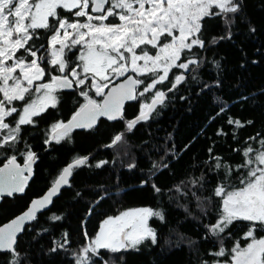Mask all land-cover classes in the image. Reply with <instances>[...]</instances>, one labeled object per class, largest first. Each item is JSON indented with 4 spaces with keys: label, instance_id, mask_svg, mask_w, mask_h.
Returning a JSON list of instances; mask_svg holds the SVG:
<instances>
[{
    "label": "trees",
    "instance_id": "16d2710c",
    "mask_svg": "<svg viewBox=\"0 0 264 264\" xmlns=\"http://www.w3.org/2000/svg\"><path fill=\"white\" fill-rule=\"evenodd\" d=\"M239 3L238 13L202 19L199 35L205 46L194 47L178 61H200L198 67L190 66L196 71L173 68L168 80L143 95L140 91L145 85H139L135 99L126 103L121 118L100 119L91 130L74 131L70 144L45 149L42 126L55 116L66 118L85 102L79 93L87 89L81 86L61 90L57 106L41 114L37 126L24 127L25 143L39 159L26 190L0 202V224L41 195L61 164L84 156L88 161L73 169L69 185L18 236L15 250L20 253V264H76L77 256L83 255L81 249L96 236L107 217L138 207L161 212L163 219H148L155 230L156 243L147 239L136 248L116 253L100 249L98 255L89 253L92 260L88 264H210L229 259L227 255H211L221 246L230 251L237 242L243 248L251 241L245 238L249 228L245 221L233 222L220 236L209 231L223 209L222 198L214 195V189L222 183L228 185L229 191L239 187V178L247 171L236 169L244 162L243 150L249 145L260 148L259 141L264 139V0ZM58 12L67 15L66 10ZM68 18L75 19L71 15ZM225 20L231 23L225 24ZM107 22L116 23L117 19L110 17ZM229 32L231 37L227 38ZM38 33L40 39L33 43L37 47L44 44L43 54L50 58L47 38L52 32L41 29ZM155 52L149 46V53ZM78 53L76 46L66 59L74 64ZM41 66L46 70L52 67L46 62ZM181 73L185 80L169 92L175 75ZM139 77L145 84L150 82L143 75ZM49 79L50 75L43 81ZM157 90L165 93L164 102L153 107L147 120L127 131V122L140 115L143 102L149 106ZM89 95L100 99L93 90ZM229 119L239 120L243 127L229 124ZM221 131L224 134L218 135ZM119 133H124L123 139L109 147ZM215 157L233 169L227 179L225 169L215 167ZM101 161L107 163L96 167ZM54 215L61 219H52ZM255 237H264V231L257 230ZM57 242L64 247H57ZM53 248L56 251H51ZM11 260L9 252L0 253V264H10Z\"/></svg>",
    "mask_w": 264,
    "mask_h": 264
},
{
    "label": "snow or ice",
    "instance_id": "6c2138e0",
    "mask_svg": "<svg viewBox=\"0 0 264 264\" xmlns=\"http://www.w3.org/2000/svg\"><path fill=\"white\" fill-rule=\"evenodd\" d=\"M58 9L66 10L67 15L61 16ZM240 9L239 0H0V93L3 94L0 98V130H7L6 134H0V149H14L21 125L34 123L32 117L43 112L49 104L51 107L56 106L57 98L53 93L57 88L75 85L87 89L79 93L87 102L80 106L67 124L55 125V128L63 129L60 135L54 137L57 142L67 137L73 128H92L98 116L115 119L114 114L120 113L123 102L135 98L137 86L145 85L140 93L143 95L168 80L173 68L196 71L195 67L190 66L198 67L200 61L193 58L178 61H181L182 54L191 53L194 47L205 46L199 35L203 18L227 16L229 13H238ZM68 15L75 19L70 20ZM85 17L81 21L80 18ZM110 17L118 19L119 23H106ZM50 18L52 23L49 22ZM230 23V20H225V24ZM41 29L52 32L47 38V47L50 49V58L47 59L43 54L45 45L37 47L33 43L40 39L38 30ZM230 37L229 32L227 38ZM77 45L82 47L76 57L78 62L73 64L66 57ZM149 46L157 50L155 55H150ZM140 61L143 63H138ZM45 62L52 67L46 70L41 66ZM129 69L145 76L150 82L145 84V80L132 75L125 77ZM53 72L59 74H51ZM49 75L48 82L36 83L33 88L34 81H41ZM110 77L125 79L105 93L112 83ZM184 80L183 73L175 75L168 91L176 89ZM41 90L44 94L40 97L39 105L35 101L26 102L20 113L16 107H9L13 101H25L26 94ZM92 90L96 96L103 97L102 103L89 95ZM164 99L165 93L157 90L150 110L156 104H162ZM221 111L224 109L221 108ZM13 113L19 115L15 127L5 122V118ZM148 118L149 113L144 112L142 106L140 115L127 122L126 130L131 131L136 123ZM228 123L243 127L239 120L229 119ZM223 134L222 131L218 132V135ZM123 136L124 133L116 134L109 147L120 142ZM259 143L260 148L249 145L243 150L244 162L237 165L236 169L247 171L239 178L240 186L229 191L228 185L222 183L214 189V195L222 198L223 209L220 218L209 228L213 235L220 236L233 222H249L245 238H251V243L241 248L237 242L230 251L221 246L219 251L211 253L215 257L230 256V261L226 260L224 264H264V237H255L257 230L264 231V139ZM34 159L36 154L27 151L24 167L29 171ZM215 159V167H223L225 178L230 177L233 169L221 164L220 157ZM87 161V156L74 159L62 169L41 200H34L32 207L22 216L0 228V252L11 254L10 264H20V253L15 250V244L16 234L21 231L23 222L35 219L37 208L46 207L62 184L69 185L68 177L72 175L73 169L86 165ZM105 163L101 161L96 167ZM22 171L15 155L7 158V163L0 167V194L11 196L14 192H23L27 178L21 175ZM153 187L159 191L155 185ZM151 216L163 219L161 212L149 208L133 209L115 217H107L96 236L81 249L83 255L77 256L76 264H88L92 260L89 253L98 255L100 249L116 253L129 247L136 248L147 239L156 243L155 230L147 226V219ZM52 219L59 220L61 217L54 215ZM64 237L67 242V233ZM57 247L62 248L64 244L57 242ZM213 264L221 262L215 260Z\"/></svg>",
    "mask_w": 264,
    "mask_h": 264
},
{
    "label": "flooded vegetation",
    "instance_id": "af4514ba",
    "mask_svg": "<svg viewBox=\"0 0 264 264\" xmlns=\"http://www.w3.org/2000/svg\"><path fill=\"white\" fill-rule=\"evenodd\" d=\"M59 74V73H58ZM58 74H56V75H58ZM129 74V73H128ZM127 75V74H126ZM135 76L137 77V78H139V79H141L140 77H139V75H136L135 74ZM45 82H48V80L47 81H43V80H41V81H36L35 83H34V85H33V88H34V86H35V84L36 83H45ZM81 87V86H80ZM74 88H77L75 85H73V88L72 89H74ZM69 90V89H66V88H58L57 89V92H56V98H57V103H56V106H57V104H58V102H59V94H60V91L61 90ZM72 89H70V90H72ZM106 90V89H105ZM33 93H34V91L33 92H31L30 93V97H27V95L28 94H26V100L25 101H17V104H14L13 102H12V104L9 106V107H16L17 108V110H18V113H20L21 112V110L23 109V107H24V105H25V103L27 102V103H29L32 99H33ZM97 97H100V99L99 100H97L98 102H100L101 101V99H102V97L101 96H97ZM0 98H2V94L0 93ZM22 102V103H21ZM38 103V105L41 103L40 101H37ZM87 101L85 100V102L83 103V104H85ZM21 103V104H20ZM126 105V104H125ZM55 106V107H56ZM49 108H52L51 106H50V104H49V106L43 111V112H40V114L39 115H37V116H34V117H32V119H33V121H34V123H32V124H27L28 126H32V127H35V126H37L38 125V117L41 115V114H43V113H45L46 111H47V109H49ZM80 108V106L74 111V112H72L69 116H67L66 118H64V117H61V116H55V117H53L52 119H50V120H48L42 127V141H43V144H44V146H45V149L47 148H50L51 147V145H58V144H60V143H71V137L73 136V133H74V131H87V130H91V129H93L95 126H96V124L92 127V128H73L70 132H69V134H68V136L67 137H65V138H63V139H61L59 142H57V140L56 139H54V137H56V136H58V135H60L61 133H62V131H61V128H55V125H57L58 123H65L78 109ZM18 113H13L11 116H9V117H6L5 118V122L6 123H9L10 124V126H12V127H15V122L19 119V115H18ZM100 119H106V118H99L98 119V121L100 120ZM106 120H110V119H106ZM115 120V119H114ZM97 121V122H98ZM27 125H21V131H20V133H19V140H18V142L16 143V146H15V148L14 149H7V148H5V149H0V166L1 165H3L4 163H6L7 162V158H10L11 156H13V155H15L16 156V161L19 163V165H23V164H25V158H26V152L27 151H31V146L26 142L25 143V140H24V135H23V132H24V127L25 126H27ZM7 133V130L5 129V130H0V134H6ZM48 141V143H45V141ZM32 152V151H31ZM35 154H37L36 152H34ZM38 159H39V157H38V155H36V159H34L33 160V167H32V171L30 172L31 174H32V176H31V178L28 180V182H27V185H26V187H25V190H26V188H27V186L29 185V183H30V181L32 180V178H33V176H34V174H35V165H36V163H37V161H38ZM68 164V163H67ZM66 166V164L65 165H63V164H61L60 165V167H58V169L54 172V174L53 175H56V177L52 180V181H48V183L44 186V188H43V191L42 192H44L50 185H52V183L56 180V178L60 175V173H61V171H62V169L64 168ZM58 171V172H57ZM28 174V172H25L23 175H27ZM41 192V193H42ZM3 198H5V197H2L1 199H0V202L2 201V199ZM2 223V222H1Z\"/></svg>",
    "mask_w": 264,
    "mask_h": 264
},
{
    "label": "water",
    "instance_id": "95a60500",
    "mask_svg": "<svg viewBox=\"0 0 264 264\" xmlns=\"http://www.w3.org/2000/svg\"><path fill=\"white\" fill-rule=\"evenodd\" d=\"M89 9H90V8H89ZM90 11H91V9H90ZM93 14H95V13H93ZM127 75H132L134 78H137V77L135 76V74H133V73H129V74H127ZM127 75H125V77H126ZM125 77L118 78L117 80H115V81H113L111 84H109V88H106L105 93H107L108 90H109L113 85H115L116 83H121V82H123V80L125 79ZM138 87H139V86H137V88H136V91H135V93H134V97H136V93H137ZM72 88H73V87H71V88H66V89H69V90H70V89H72ZM134 99H135V98H134ZM134 99H127V100H125V101L123 102V105H122V107H121L120 113H119V114H114V115H116V118H115V119H119V118L122 117L123 112H124L125 104H126L127 102H129V101L134 100ZM153 99H154V98H153ZM153 99L151 100V102H150V104H149L147 110L145 111L146 113H150V112L152 111L153 107H152L151 110H150V106H152V104H153ZM102 101H103V97H102V99H101L100 102L102 103ZM79 109H80V108H79ZM79 109H78V110H79ZM78 110H77V111H78ZM77 111H76V112H77ZM76 112H75V113H76ZM73 115H74V114H73ZM73 115H72V116H73ZM72 116H71V117H70V118H69L64 124H67V122H68L69 120H71ZM137 117H138V116H137ZM99 118H106V119H109L108 116L101 115V116H98V117H97L96 123H97V121H98ZM134 119H135V118H134ZM134 119H133V120H134ZM110 120H114V119H110ZM96 123H95V124H96ZM61 131H63V129H61ZM6 163H7V162H6ZM16 163H17V165H19V163H18L17 161H16ZM69 163H72V161L69 162ZM69 163H68V164H69ZM4 164H5V163H4ZM4 164L1 165L0 167H3ZM68 164H67V165H68ZM67 165H66V166H67ZM19 166H20L21 169H23L21 175H22L23 177H26V178H27V179H26V182H25V184H24V189H25L28 180H29V179L31 178V176H32V174H31L30 172L32 171L33 161L31 162V170H30V171H29V169H27V168L24 167V164H23V165H19ZM66 166H65V167H66ZM25 172H28V174H27V175H23ZM58 177H59V176H58ZM58 177H57V178H58ZM57 178H56V179H57ZM69 179H70V177H68V180H69ZM53 183H54V182H53ZM53 183H52V185H53ZM52 185H50V186H49V187H48V188H47V189H46L41 195H39V196L33 198L32 200H30V202L27 204V206H26L22 211L18 212L17 214H15L14 216H12V217L9 218L8 220H6V221H4L3 223H1V224H0V228L4 227V226L7 225V224H10L11 221L14 220V219H16L17 217L22 216L26 211L29 210L30 207H32V202H33L34 200H41V199H42V198L48 193V191H49V189L52 187ZM65 186H66V185H63V184L60 186V190H59V192H58L56 195H54V196L51 197V202H50L49 204H47L46 207H44V208H42V209H41V208H37V210H36V214H35V218H36V216H37L38 214H40V213H42V212H45L46 210H48V209L50 208V206H51L53 200L59 196L61 190H62L63 187H65ZM23 191H24V190H23ZM22 193H23V192H14L12 195H14V194H22ZM12 195H11V196H12ZM11 196H8L6 193H3V194H0V199H1L2 197H11ZM33 220H34V219H33ZM33 220H25V221L23 222V224H22V226H21V231H20L19 233L16 234V241H17L18 236L22 234L24 228H25L29 223H31ZM5 252H7V251H2V252H0V253H5Z\"/></svg>",
    "mask_w": 264,
    "mask_h": 264
},
{
    "label": "rangeland",
    "instance_id": "374dc122",
    "mask_svg": "<svg viewBox=\"0 0 264 264\" xmlns=\"http://www.w3.org/2000/svg\"><path fill=\"white\" fill-rule=\"evenodd\" d=\"M146 7H147V5H146ZM89 11H90V9H89ZM95 15V14H94ZM86 19V17L85 18H83V20H85ZM82 20V21H83ZM264 22V21H263ZM106 23H109V22H107L106 21ZM116 23H119V21H118V19H117V22ZM178 34V33H177ZM57 47H59V45H57ZM77 47L79 48V53H78V55L80 54V48L82 47V46H80V45H77ZM157 51V50H156ZM155 54H156V52H155ZM155 54H153V55H155ZM151 55V54H150ZM9 63H11V61H9ZM138 63H140V64H142L143 62L142 61H140V62H138ZM179 63V62H178ZM181 70H183V69H181ZM78 71H79V69H78ZM171 71V70H170ZM128 73H133L132 71H131V69H129V72H127L126 74H128ZM125 74V75H126ZM133 74H136V75H139V74H137V73H133ZM160 74H162V70H161V72H160ZM111 78V77H110ZM119 78H121V77H119ZM112 79V82L113 81H115V80H117L118 78H111ZM36 81H34V83H35ZM11 83V82H10ZM25 86H27V85H25ZM58 89V88H57ZM57 89L54 91V93H53V95L54 96H56V92H57ZM144 89V88H143ZM143 89H142V91H140V93L141 92H143ZM151 90H153V89H151ZM150 90V91H151ZM94 91V90H93ZM145 93V92H144ZM2 94V93H1ZM43 90H41V92H35L34 91V93H33V99L29 102V103H31V102H33V101H35V103L37 104L38 102L37 101H40V97H42L43 96ZM3 95V94H2ZM155 95V94H154ZM41 102V101H40ZM38 105V104H37ZM142 106H143V110L144 109H146L147 108V106H148V104H146L145 102H143V104H142ZM142 208H147V207H138V208H132V209H128V210H126V211H129V210H133V209H142ZM150 209V208H149ZM154 211V210H153ZM120 215V214H119ZM118 216V215H117ZM115 217V216H114ZM150 217H148V219H149ZM148 219H147V226L149 227V228H151L150 226H149V224H148ZM101 228V227H100ZM99 231H100V229H99ZM98 231V232H99ZM262 238V237H261ZM257 239H260V238H257ZM248 243H251V241H249ZM247 245H245L244 247H246ZM243 247V248H244ZM130 248V247H129ZM226 261V260H225ZM225 261H220L221 262V264H224V262ZM227 261H230V256H229V259L227 260ZM210 264H213V262L212 263H210Z\"/></svg>",
    "mask_w": 264,
    "mask_h": 264
}]
</instances>
